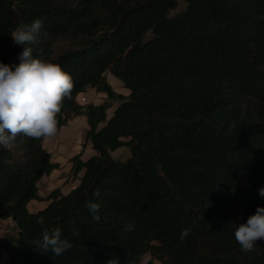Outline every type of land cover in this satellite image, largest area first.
Wrapping results in <instances>:
<instances>
[{
    "label": "trees",
    "instance_id": "trees-1",
    "mask_svg": "<svg viewBox=\"0 0 264 264\" xmlns=\"http://www.w3.org/2000/svg\"><path fill=\"white\" fill-rule=\"evenodd\" d=\"M185 2L173 15L176 0H0V62L19 63L23 46L10 35L41 19L33 56L75 84L58 128L85 116L96 153L75 156L79 185L32 213L40 180L59 166L44 140L18 135L0 147V223H12L2 264H107L113 253L119 264H264V240L246 253L234 236L264 207V0ZM90 90L106 100L82 106ZM123 147L130 158L113 159ZM57 227L71 249L41 253L43 228Z\"/></svg>",
    "mask_w": 264,
    "mask_h": 264
},
{
    "label": "clouds",
    "instance_id": "clouds-1",
    "mask_svg": "<svg viewBox=\"0 0 264 264\" xmlns=\"http://www.w3.org/2000/svg\"><path fill=\"white\" fill-rule=\"evenodd\" d=\"M264 19V17H261ZM43 21L35 19L31 25H19L11 33L16 45H22L23 51L18 55L19 63L0 62V147L12 146L18 135L47 141L58 131V115L63 101L72 98L75 87L73 77L59 63L33 56V47L39 42V33ZM264 197V187L259 190ZM93 196L99 197L97 189ZM87 207L92 220L99 221L100 205L89 202ZM43 225L44 218L37 219ZM131 230V225L128 226ZM190 232V228L181 231V239ZM71 235L77 236L78 233ZM235 240L243 252L254 250L257 241L264 240V207L257 206L254 214L245 223H237L234 231ZM41 253L51 251L55 256L63 255L71 249L68 238L62 239L59 227L49 231L42 230V239L36 245ZM107 264H119V256L112 254Z\"/></svg>",
    "mask_w": 264,
    "mask_h": 264
},
{
    "label": "crops",
    "instance_id": "crops-1",
    "mask_svg": "<svg viewBox=\"0 0 264 264\" xmlns=\"http://www.w3.org/2000/svg\"><path fill=\"white\" fill-rule=\"evenodd\" d=\"M93 94L99 95L95 90H90L88 93L83 94L81 97L86 98V103L81 105H98L88 102V99H91ZM87 129L88 124L85 116L74 117L66 126L58 128L57 134L53 138L44 141V147L51 154L52 162L59 167L53 170L50 175L43 176L40 180L39 196L43 201H31L28 206L30 212L34 213L45 208L48 204L46 198L52 191L59 189L63 194H68L79 185V178H81L83 172L75 177L72 158L75 155H80V152L78 153L77 151L81 145L83 146L82 150L86 147V152L83 153V160H87L96 154L92 146L89 143H85ZM41 191L43 192L42 194Z\"/></svg>",
    "mask_w": 264,
    "mask_h": 264
},
{
    "label": "rangeland",
    "instance_id": "rangeland-1",
    "mask_svg": "<svg viewBox=\"0 0 264 264\" xmlns=\"http://www.w3.org/2000/svg\"><path fill=\"white\" fill-rule=\"evenodd\" d=\"M176 1L178 2V9L172 12L173 15H176L177 13H180L187 6L185 0H176ZM106 78H107V82L111 85V87L113 88V90L116 93L122 94V95H128L129 94V90L125 89L123 87L122 83L120 81H118L115 77H113L111 74H107L106 75ZM103 96H105V97H103ZM88 98H89V96H88ZM105 100H106V95L99 93V95H94L93 94L92 95V98L91 99L90 98L88 99V102L89 103L91 102V103L101 104ZM112 114H113V110H111L108 113L109 117H111ZM82 147L83 146L81 145L80 146V149L77 152L78 153L80 152L79 154H80L81 158L83 159L84 158L83 153L86 152V150H85L86 147L84 148V150H82ZM111 155H112L113 159H115L117 161L125 162V161H127L130 158L131 153H130V149L129 148L123 147V148H120V149L112 152ZM42 193L43 192L41 191V194ZM11 229H12V223L11 222H9V221L8 222H1L0 223V236H2L4 234L10 233L11 232ZM2 263H4V252L0 248V264H2Z\"/></svg>",
    "mask_w": 264,
    "mask_h": 264
},
{
    "label": "built area",
    "instance_id": "built-area-1",
    "mask_svg": "<svg viewBox=\"0 0 264 264\" xmlns=\"http://www.w3.org/2000/svg\"><path fill=\"white\" fill-rule=\"evenodd\" d=\"M86 103V98L85 97H81L80 98V104H84Z\"/></svg>",
    "mask_w": 264,
    "mask_h": 264
}]
</instances>
